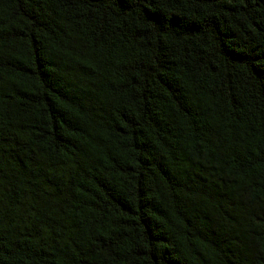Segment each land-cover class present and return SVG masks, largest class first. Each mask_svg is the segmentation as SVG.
Segmentation results:
<instances>
[{
    "label": "trees",
    "instance_id": "1",
    "mask_svg": "<svg viewBox=\"0 0 264 264\" xmlns=\"http://www.w3.org/2000/svg\"><path fill=\"white\" fill-rule=\"evenodd\" d=\"M0 264H264V0H0Z\"/></svg>",
    "mask_w": 264,
    "mask_h": 264
}]
</instances>
